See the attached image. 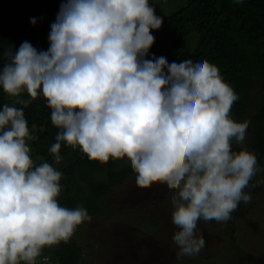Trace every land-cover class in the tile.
Masks as SVG:
<instances>
[{
  "label": "clouds",
  "instance_id": "1",
  "mask_svg": "<svg viewBox=\"0 0 264 264\" xmlns=\"http://www.w3.org/2000/svg\"><path fill=\"white\" fill-rule=\"evenodd\" d=\"M162 22L150 0H64L47 50L23 41L0 52V89L16 98L0 106V264H36L91 219L58 203L62 172L31 158L35 137L15 105L37 98L59 130L56 164L62 144L79 147L101 163L126 158L139 187H167L178 259L204 248L199 221L226 222L251 200L245 189L259 168L244 144L248 120L229 115L238 96L202 56L146 58Z\"/></svg>",
  "mask_w": 264,
  "mask_h": 264
},
{
  "label": "trees",
  "instance_id": "2",
  "mask_svg": "<svg viewBox=\"0 0 264 264\" xmlns=\"http://www.w3.org/2000/svg\"><path fill=\"white\" fill-rule=\"evenodd\" d=\"M59 0H0V52L7 45L19 47L23 41L37 44L51 11ZM161 0H150L157 15L163 18L159 29H151L154 43L149 56H164L168 62L187 51L188 58L204 57L217 66L223 80L238 99L232 104L231 118L239 122L250 98V90L257 75L264 85V0H187L181 7L170 11ZM36 19V24L30 23ZM49 42L42 50H47ZM4 59L0 56V67ZM21 98L29 99L27 93ZM16 98L0 89V106L13 105ZM23 108L30 133V155L36 164L48 162L62 172V186L57 200L61 206L84 207L89 216L101 210L100 202L113 186L122 184L125 177L134 173L130 162L118 171L123 159H109L106 163L91 160L79 147L61 145L62 160L56 164L49 148L55 143L59 131L50 120L51 109L37 99ZM251 147L256 152L259 170L251 180L258 178L264 167V89L259 99V111L251 118ZM239 151V148H234ZM106 175L108 182L101 181ZM83 224V223H82ZM81 224V225H82ZM78 226V228L81 227ZM56 246V244H55ZM62 264H82L83 251L71 238L61 241L53 250Z\"/></svg>",
  "mask_w": 264,
  "mask_h": 264
},
{
  "label": "rangeland",
  "instance_id": "3",
  "mask_svg": "<svg viewBox=\"0 0 264 264\" xmlns=\"http://www.w3.org/2000/svg\"><path fill=\"white\" fill-rule=\"evenodd\" d=\"M186 3L160 1L165 11ZM128 164L123 158L117 168ZM135 175L113 186L102 198L101 210L71 237L82 248V264H264V167L245 190L251 200L231 213V222L199 221L204 248L196 256L179 259L172 242L177 229L171 222L169 190L160 183L139 187ZM100 179L108 182L106 175Z\"/></svg>",
  "mask_w": 264,
  "mask_h": 264
},
{
  "label": "water",
  "instance_id": "4",
  "mask_svg": "<svg viewBox=\"0 0 264 264\" xmlns=\"http://www.w3.org/2000/svg\"><path fill=\"white\" fill-rule=\"evenodd\" d=\"M63 2H64V0H59L57 2L56 6L54 7V9L51 11L50 16L47 20V24L44 26V29L41 32L40 38L37 41V44L33 46V47L37 48L38 50H42V48L46 45V43L48 41V34L50 32V24L52 22H54L56 14L59 11V7H60L61 3H63ZM186 57H187V51H185L182 55H180L175 62L179 63L180 61L186 59ZM263 89H264V85L262 83V80H261L260 76L257 75L255 78V81H254V85L250 90V98H249V101L246 105L245 112L239 120V122L243 119L248 120V129H247L246 137L244 140V144L248 148V150L253 152L255 155H256V152L253 151L252 147H251L252 135H251V123H250V121H251L253 114L255 112L259 111V99H260V95H261ZM37 100L41 104H43L45 107H47L43 98H37ZM251 180H252V178H251ZM251 180L249 181L248 188L250 187ZM248 188H246L245 190H247ZM240 205H241V203L238 205V207Z\"/></svg>",
  "mask_w": 264,
  "mask_h": 264
},
{
  "label": "built area",
  "instance_id": "5",
  "mask_svg": "<svg viewBox=\"0 0 264 264\" xmlns=\"http://www.w3.org/2000/svg\"><path fill=\"white\" fill-rule=\"evenodd\" d=\"M54 247L55 245L45 246L42 249L41 255L37 257L36 264H62L59 258L53 257L51 249Z\"/></svg>",
  "mask_w": 264,
  "mask_h": 264
},
{
  "label": "flooded vegetation",
  "instance_id": "6",
  "mask_svg": "<svg viewBox=\"0 0 264 264\" xmlns=\"http://www.w3.org/2000/svg\"><path fill=\"white\" fill-rule=\"evenodd\" d=\"M243 204V202H241V205ZM232 218V217H231ZM231 218L228 220V223L229 221L231 222ZM231 224V223H230ZM234 226L232 225L230 229H232Z\"/></svg>",
  "mask_w": 264,
  "mask_h": 264
}]
</instances>
